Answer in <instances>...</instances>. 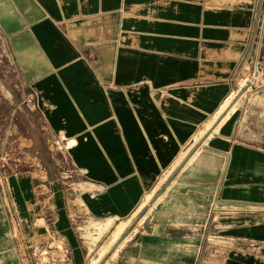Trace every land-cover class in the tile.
Returning a JSON list of instances; mask_svg holds the SVG:
<instances>
[{
    "label": "crops",
    "instance_id": "crops-1",
    "mask_svg": "<svg viewBox=\"0 0 264 264\" xmlns=\"http://www.w3.org/2000/svg\"><path fill=\"white\" fill-rule=\"evenodd\" d=\"M263 3L0 0V40L77 175L0 173V264L50 236L87 264L82 235L130 220L101 264H264V86L241 84Z\"/></svg>",
    "mask_w": 264,
    "mask_h": 264
},
{
    "label": "rangeland",
    "instance_id": "rangeland-1",
    "mask_svg": "<svg viewBox=\"0 0 264 264\" xmlns=\"http://www.w3.org/2000/svg\"><path fill=\"white\" fill-rule=\"evenodd\" d=\"M258 15L263 16L261 12ZM259 23L260 26L263 24L261 38V43H263L264 22L259 19ZM256 26L258 30L259 26ZM262 57L263 59L260 61ZM259 62L263 63L257 68L258 79L255 88L264 86L263 47L259 51ZM255 63L254 68L256 67ZM251 71L250 68L243 78L247 77ZM62 150L57 140L43 128L38 114L32 107L26 84L11 63L5 44L0 40V173L2 175L26 173L32 179L33 186L39 184L40 177H44L46 182L48 179L58 178L67 186L72 180H75L77 175L69 166ZM59 198V187L54 184L53 202L56 204ZM134 222L135 220H130L126 224L113 225L109 231L99 228L97 236H93L91 233L83 234L84 239L87 238L85 239L86 246L90 249V253L88 252L90 258L87 264H93L97 258H100L98 250L111 244L113 232L117 228H125L121 235L124 237L127 231L135 227ZM107 257L108 254H105L99 263L107 260Z\"/></svg>",
    "mask_w": 264,
    "mask_h": 264
},
{
    "label": "built area",
    "instance_id": "built-area-1",
    "mask_svg": "<svg viewBox=\"0 0 264 264\" xmlns=\"http://www.w3.org/2000/svg\"><path fill=\"white\" fill-rule=\"evenodd\" d=\"M262 8L264 9V3ZM261 13L263 14V16L258 15L256 17V25L259 26L257 30V42L259 46V51L261 47L264 48V42L261 43L263 24H261L260 26L259 23V19H262V21L264 22V10H261ZM262 59L263 57L260 58V61ZM262 63L263 62H259V58H258L255 63L256 67L252 68L251 73H249L247 77L241 80V84L243 85L248 84L250 87L255 88L258 79V75H256V72H258L257 68L258 66H262ZM48 239L49 242H47L45 245L32 246L27 248L26 250H21L20 260L22 264H68L69 254H70L68 248L63 244V242L60 239L54 236L53 237L50 236V238ZM52 252H54V254L56 255L55 257L52 256L54 255L52 254Z\"/></svg>",
    "mask_w": 264,
    "mask_h": 264
},
{
    "label": "bare ground",
    "instance_id": "bare-ground-1",
    "mask_svg": "<svg viewBox=\"0 0 264 264\" xmlns=\"http://www.w3.org/2000/svg\"><path fill=\"white\" fill-rule=\"evenodd\" d=\"M124 230H125L124 227H120V228H117L113 232V236H112V239H111V241H112L111 244L109 246L107 245V246L101 247L98 250V256L99 257H103L106 254V252L110 250V248H112V249L108 252V254L112 253L114 256L117 254L118 248H120L122 243L125 241V239L122 240L124 237L122 238V236H121L122 239L120 238V235L124 232ZM110 246H112V247H110ZM99 264H101V263H99Z\"/></svg>",
    "mask_w": 264,
    "mask_h": 264
}]
</instances>
